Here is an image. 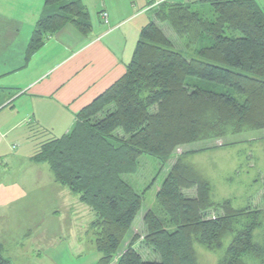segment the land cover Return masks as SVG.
Masks as SVG:
<instances>
[{"label": "trees", "instance_id": "trees-1", "mask_svg": "<svg viewBox=\"0 0 264 264\" xmlns=\"http://www.w3.org/2000/svg\"><path fill=\"white\" fill-rule=\"evenodd\" d=\"M45 7L28 58L67 24L84 35L93 28L82 0H45ZM150 14L126 72L78 112L67 133L40 143L32 160L49 164L56 181L95 212L96 264H199L194 241L223 248L240 218L247 223L222 264H246L244 255L264 253L253 233L263 209L214 201L210 180L184 158L215 146L181 151L155 191L158 210L143 202L181 146L264 130V8L257 0L164 1ZM164 23L186 50L173 46ZM146 156L159 161V172L137 188ZM141 243L158 258H145ZM0 264H13L2 244Z\"/></svg>", "mask_w": 264, "mask_h": 264}, {"label": "crops", "instance_id": "crops-1", "mask_svg": "<svg viewBox=\"0 0 264 264\" xmlns=\"http://www.w3.org/2000/svg\"><path fill=\"white\" fill-rule=\"evenodd\" d=\"M164 1L197 0H82L89 9L92 30L84 35L67 24L46 37L28 58L45 0H0V244L12 261L29 259L30 253L33 258L49 257L47 249L40 247H44L43 239L40 245L36 242L44 221L40 224L35 212L70 198L49 164L32 160L39 144L67 133L78 112L121 78L150 12ZM257 1L264 8V0ZM102 11L108 13V23ZM43 175L49 181L38 183ZM37 185L42 187L36 189ZM48 189L47 195L42 194ZM20 202H25L22 218L28 230L25 241L33 239L31 251L9 242L23 232L24 227L7 216ZM79 202L83 203L77 196V206Z\"/></svg>", "mask_w": 264, "mask_h": 264}, {"label": "rangeland", "instance_id": "rangeland-1", "mask_svg": "<svg viewBox=\"0 0 264 264\" xmlns=\"http://www.w3.org/2000/svg\"><path fill=\"white\" fill-rule=\"evenodd\" d=\"M159 6L160 5L155 6L153 9ZM162 27L171 38L175 48L182 50L187 49L183 40H181L178 35L174 34L168 24L164 23ZM211 146H215L216 148L208 150L203 149ZM195 149L203 150L192 153L184 158L210 180L213 187L214 201H222L231 198L235 208L250 206L252 209H263V212L259 216L261 224L253 231L254 242L263 247L264 208L261 196L264 195V130H247L243 133L227 134L222 138L203 140L201 142H194L181 146L180 149L170 157L171 159L163 169L164 171L159 174L155 186L145 191L144 206L147 208L153 207L155 210H158V204L155 201V191L158 189V184L162 182L170 165L176 160V156H178L181 151ZM146 158L148 160L144 163L145 165L142 173L137 175L138 181L140 182L137 188H144L152 175L159 172L157 169L159 161L151 156H146ZM42 177L44 180L38 183L44 184V181L47 183L50 179H46L44 175ZM39 187L42 186L37 185L36 189ZM66 190L70 197L68 200H60L59 203L55 204V207L47 206L43 208L44 211L38 210L35 212L40 224L44 221V225H40L41 227L36 237V242L39 244L40 239H43L42 243L44 247H40L42 249H47L46 253L49 257L33 258V254L30 253L29 259L13 260V264H41L40 261L44 262L43 264H96L100 259L102 254L97 251L95 244L96 229L92 227V223L97 218L95 212L84 203L81 204L79 202L80 204L77 206V196L70 193V189L68 190L66 188ZM49 192L50 189L42 194L47 195ZM24 203L25 202L16 203L7 213V216L9 219H12L15 225L24 227L22 228L23 232H19L17 236H14L13 242L12 240H9V242L12 247L26 245L28 247L27 251H31L33 248V239L28 238V240L25 241L28 230L22 218L25 215L23 214L24 212H22V207L25 205ZM80 207L84 208L78 211V209H81ZM53 210H58L59 213L52 212ZM209 211L214 215L222 213L220 209H211ZM142 219L143 215L141 213L133 225L138 233L142 232L144 229ZM249 222H251V219H249ZM246 223V218L238 219V222H236L234 226V230L227 233L223 241V248H210L200 244L198 241H194L193 246L195 247L198 263L222 264L226 258L225 253L229 246V242L236 235L235 233L245 226ZM20 228L17 230H20ZM34 247L38 248L36 245H34ZM139 249L147 259L158 258L152 249L148 248L143 243L140 244ZM13 250L17 251L16 249ZM13 255L17 256L14 253ZM243 259L246 264H264V253L262 257H258L254 254H246Z\"/></svg>", "mask_w": 264, "mask_h": 264}, {"label": "built area", "instance_id": "built-area-1", "mask_svg": "<svg viewBox=\"0 0 264 264\" xmlns=\"http://www.w3.org/2000/svg\"><path fill=\"white\" fill-rule=\"evenodd\" d=\"M101 15L104 17V19H105V22H106V23H108V21H109V16H108V13H107V12H105V11H103V12L101 13Z\"/></svg>", "mask_w": 264, "mask_h": 264}]
</instances>
